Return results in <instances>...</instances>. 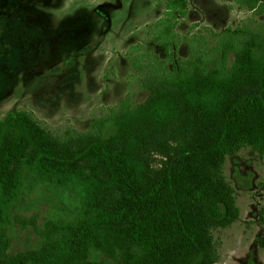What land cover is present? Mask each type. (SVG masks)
I'll list each match as a JSON object with an SVG mask.
<instances>
[{
	"label": "trees",
	"instance_id": "trees-1",
	"mask_svg": "<svg viewBox=\"0 0 264 264\" xmlns=\"http://www.w3.org/2000/svg\"><path fill=\"white\" fill-rule=\"evenodd\" d=\"M233 1L256 13L264 7ZM187 3L165 0L156 41L167 59L152 57L143 103L123 100L90 131L68 138L26 111L0 120V264H216L211 230L238 217L224 159L243 147L264 154V37L221 36L213 66L199 56L172 58V30ZM182 108L202 116L198 136L151 174L140 148L157 144ZM29 173L76 192L74 214L41 225L36 215L12 218ZM13 224L31 229L37 247L8 254ZM258 247L264 253V234Z\"/></svg>",
	"mask_w": 264,
	"mask_h": 264
},
{
	"label": "rangeland",
	"instance_id": "rangeland-1",
	"mask_svg": "<svg viewBox=\"0 0 264 264\" xmlns=\"http://www.w3.org/2000/svg\"><path fill=\"white\" fill-rule=\"evenodd\" d=\"M176 16L172 58L201 57L217 64L223 35L264 37L262 13L233 0H187ZM264 3V0L262 1ZM165 0H6L0 7V120L9 112L30 113L51 134L69 137L91 130L119 103H143L153 58L167 59L156 41L165 19ZM226 39H228L226 37ZM225 39V40H226ZM232 62L228 54L227 64ZM202 116L182 108L179 118L140 148L151 174L167 155L191 148ZM233 189L238 217L211 230L216 264H264L258 240L264 234V154L249 147L226 156L221 167ZM78 194L27 174L10 216L65 218ZM8 254L37 247L31 229L9 228Z\"/></svg>",
	"mask_w": 264,
	"mask_h": 264
},
{
	"label": "flooded vegetation",
	"instance_id": "flooded-vegetation-1",
	"mask_svg": "<svg viewBox=\"0 0 264 264\" xmlns=\"http://www.w3.org/2000/svg\"><path fill=\"white\" fill-rule=\"evenodd\" d=\"M4 2H6V0H0V7H2Z\"/></svg>",
	"mask_w": 264,
	"mask_h": 264
}]
</instances>
